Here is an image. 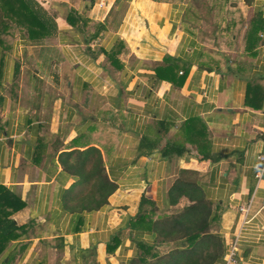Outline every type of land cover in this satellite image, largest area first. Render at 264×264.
I'll list each match as a JSON object with an SVG mask.
<instances>
[{
  "label": "crops",
  "instance_id": "crops-1",
  "mask_svg": "<svg viewBox=\"0 0 264 264\" xmlns=\"http://www.w3.org/2000/svg\"><path fill=\"white\" fill-rule=\"evenodd\" d=\"M34 1L50 30L15 26L0 46V187L22 204L0 264H126L140 200L168 214L176 181L219 206L224 255L245 207L239 264H264V30L255 49L245 43L264 0L248 7L238 47L211 50L184 29L181 1ZM89 148L115 190L100 209L74 213L79 178L60 157Z\"/></svg>",
  "mask_w": 264,
  "mask_h": 264
},
{
  "label": "trees",
  "instance_id": "trees-1",
  "mask_svg": "<svg viewBox=\"0 0 264 264\" xmlns=\"http://www.w3.org/2000/svg\"><path fill=\"white\" fill-rule=\"evenodd\" d=\"M15 26L25 28L29 34L50 30L46 14L34 0H0L1 47ZM261 30H264V21L253 19L245 35L246 49L256 48L255 34ZM60 158L64 169L79 178L72 189L79 188L82 192L80 197L70 200V210L94 211L106 205L115 185L103 167L100 152L89 148L63 153ZM182 198L187 205L175 211ZM167 206L170 214L159 215L154 202L140 200L137 215L129 220L134 254L126 264H215L223 259V238L212 230L219 220V206L206 198L200 185L176 181L168 191ZM21 207L18 199L0 187V251L20 229L10 217ZM121 234L107 245V254H113L118 248ZM145 235L149 242L142 239ZM162 246H167V252L160 253Z\"/></svg>",
  "mask_w": 264,
  "mask_h": 264
},
{
  "label": "rangeland",
  "instance_id": "rangeland-1",
  "mask_svg": "<svg viewBox=\"0 0 264 264\" xmlns=\"http://www.w3.org/2000/svg\"><path fill=\"white\" fill-rule=\"evenodd\" d=\"M177 1L185 5L182 19L184 29L194 33L208 49H220V46L238 47L249 22L248 7L253 0ZM181 208V205L177 206L175 211ZM167 250V246L159 248L160 253Z\"/></svg>",
  "mask_w": 264,
  "mask_h": 264
},
{
  "label": "built area",
  "instance_id": "built-area-1",
  "mask_svg": "<svg viewBox=\"0 0 264 264\" xmlns=\"http://www.w3.org/2000/svg\"><path fill=\"white\" fill-rule=\"evenodd\" d=\"M103 6V2H100L99 7ZM257 162L259 165L258 171L259 173L264 172V153H260L257 155ZM240 212L244 214L242 222L239 225V229L237 233H235L234 238L231 243H229V246L227 248V251L225 252V255L223 257L224 264H239V249L238 245L240 242V239L242 237V232L245 231V227L249 223V219H247V209L245 207L240 208Z\"/></svg>",
  "mask_w": 264,
  "mask_h": 264
}]
</instances>
